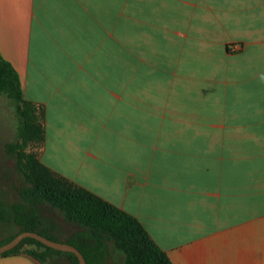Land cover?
<instances>
[{
	"label": "crops",
	"instance_id": "1",
	"mask_svg": "<svg viewBox=\"0 0 264 264\" xmlns=\"http://www.w3.org/2000/svg\"><path fill=\"white\" fill-rule=\"evenodd\" d=\"M0 55L47 167L173 264H264V0H0Z\"/></svg>",
	"mask_w": 264,
	"mask_h": 264
},
{
	"label": "trees",
	"instance_id": "2",
	"mask_svg": "<svg viewBox=\"0 0 264 264\" xmlns=\"http://www.w3.org/2000/svg\"><path fill=\"white\" fill-rule=\"evenodd\" d=\"M0 93H8L15 99L19 119V141L7 144L6 149L19 159L21 171L31 184V196L56 210L65 222L82 228L86 235L94 238L96 251L91 254L88 253L87 245H79L73 239L65 241L80 250L87 264H107L109 244L123 255V261L115 264H173L168 254L157 245L136 217L56 173L42 163L38 155L26 152L31 145H44V110L24 98L18 73L1 55ZM19 226V233L38 232L59 241L40 230L38 223L29 226L20 223ZM19 233L0 242V246L10 242ZM50 253L66 256L71 264H79L75 254L54 250L32 238L24 239L17 247L1 256L27 254L44 263Z\"/></svg>",
	"mask_w": 264,
	"mask_h": 264
},
{
	"label": "rangeland",
	"instance_id": "3",
	"mask_svg": "<svg viewBox=\"0 0 264 264\" xmlns=\"http://www.w3.org/2000/svg\"><path fill=\"white\" fill-rule=\"evenodd\" d=\"M18 127L15 99L8 93H0V242L19 233L20 223L28 226L38 223L40 230L60 242L73 239L79 245H87L89 254L95 252L94 238L86 235L82 228L65 222L56 210L31 196V184L21 171L19 159L6 149L7 144L19 141ZM42 147L31 145L26 152L40 157ZM109 251L107 264L123 261V255L110 244ZM90 257L88 255L89 260Z\"/></svg>",
	"mask_w": 264,
	"mask_h": 264
},
{
	"label": "water",
	"instance_id": "4",
	"mask_svg": "<svg viewBox=\"0 0 264 264\" xmlns=\"http://www.w3.org/2000/svg\"><path fill=\"white\" fill-rule=\"evenodd\" d=\"M26 238L35 239L41 242L42 244H44L45 246L50 247L54 250L67 252V253H73L77 256L79 260V264H87V261L84 255L75 246L70 245L68 243L60 242V241H54L45 236L40 235L38 232H30V231L21 232L15 238H13L10 242L4 245H1L0 246V256L14 249L15 247H17Z\"/></svg>",
	"mask_w": 264,
	"mask_h": 264
},
{
	"label": "built area",
	"instance_id": "5",
	"mask_svg": "<svg viewBox=\"0 0 264 264\" xmlns=\"http://www.w3.org/2000/svg\"><path fill=\"white\" fill-rule=\"evenodd\" d=\"M238 47V46H235V48Z\"/></svg>",
	"mask_w": 264,
	"mask_h": 264
}]
</instances>
